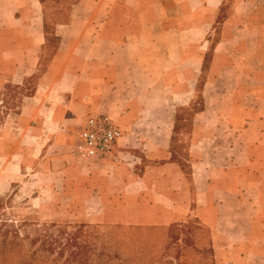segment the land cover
<instances>
[{
  "label": "crops",
  "instance_id": "0c3cea01",
  "mask_svg": "<svg viewBox=\"0 0 264 264\" xmlns=\"http://www.w3.org/2000/svg\"><path fill=\"white\" fill-rule=\"evenodd\" d=\"M46 2L0 0V91L42 73L0 131V194L31 170L33 203L68 200L86 223L193 218L217 264H264V0H76L54 53ZM102 113L123 131L113 154L78 156Z\"/></svg>",
  "mask_w": 264,
  "mask_h": 264
},
{
  "label": "rangeland",
  "instance_id": "374dc122",
  "mask_svg": "<svg viewBox=\"0 0 264 264\" xmlns=\"http://www.w3.org/2000/svg\"><path fill=\"white\" fill-rule=\"evenodd\" d=\"M74 2L76 0H56L54 15L48 16L49 9H45L46 38L47 41L53 39V53L60 46L57 31L63 29L61 25L69 19ZM44 58L45 52L40 71ZM41 74L38 72L23 86L0 91V131L17 122L16 116L26 97L34 92ZM199 101L200 98L183 111L188 120L179 123L186 129L191 126L192 114L201 106ZM90 116L96 115L85 119L80 132ZM79 144L77 155L85 158ZM28 171L24 179L13 182L7 192L0 194V264H217L211 248L202 245L204 240L208 243L205 227L197 221L194 223L193 218L181 226L169 227L81 222L77 217L67 216L71 211L68 200L31 202L36 187L31 184L33 173ZM34 180L39 184L45 178L40 176ZM202 230L205 233L202 232L201 238ZM203 250L205 253H201Z\"/></svg>",
  "mask_w": 264,
  "mask_h": 264
},
{
  "label": "built area",
  "instance_id": "2783aa9c",
  "mask_svg": "<svg viewBox=\"0 0 264 264\" xmlns=\"http://www.w3.org/2000/svg\"><path fill=\"white\" fill-rule=\"evenodd\" d=\"M122 135L108 114L90 116L80 132L79 151L85 157L110 156Z\"/></svg>",
  "mask_w": 264,
  "mask_h": 264
}]
</instances>
